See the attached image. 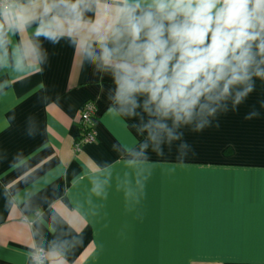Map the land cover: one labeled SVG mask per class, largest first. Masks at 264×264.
I'll return each instance as SVG.
<instances>
[{
	"label": "crops",
	"instance_id": "1",
	"mask_svg": "<svg viewBox=\"0 0 264 264\" xmlns=\"http://www.w3.org/2000/svg\"><path fill=\"white\" fill-rule=\"evenodd\" d=\"M43 46L42 73L0 72V264H28L33 242L66 264H264V84L219 127L185 130L183 161L173 148L144 166L116 160L135 140L101 96L110 80L66 41ZM88 100L97 136L76 152Z\"/></svg>",
	"mask_w": 264,
	"mask_h": 264
},
{
	"label": "clouds",
	"instance_id": "2",
	"mask_svg": "<svg viewBox=\"0 0 264 264\" xmlns=\"http://www.w3.org/2000/svg\"><path fill=\"white\" fill-rule=\"evenodd\" d=\"M45 40L66 41L110 80L101 96L132 121L135 140L113 150L129 163L146 166L173 148L183 161L193 151L185 130L219 127L264 84V0H0V72L42 73ZM7 86L0 81V91ZM257 116L253 108L245 119ZM107 183L94 177L91 192L105 196ZM29 249V264H66L35 242Z\"/></svg>",
	"mask_w": 264,
	"mask_h": 264
},
{
	"label": "built area",
	"instance_id": "3",
	"mask_svg": "<svg viewBox=\"0 0 264 264\" xmlns=\"http://www.w3.org/2000/svg\"><path fill=\"white\" fill-rule=\"evenodd\" d=\"M95 113L96 106L94 101H85L79 112L80 134L74 142V150L76 152L81 150L82 145L92 143L96 140L97 131L94 125ZM41 250L46 252L43 248Z\"/></svg>",
	"mask_w": 264,
	"mask_h": 264
}]
</instances>
